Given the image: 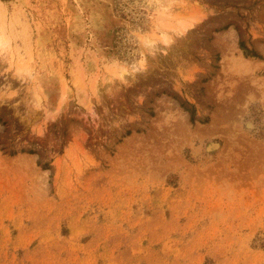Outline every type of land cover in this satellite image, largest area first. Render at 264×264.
<instances>
[{
  "label": "rangeland",
  "instance_id": "374dc122",
  "mask_svg": "<svg viewBox=\"0 0 264 264\" xmlns=\"http://www.w3.org/2000/svg\"><path fill=\"white\" fill-rule=\"evenodd\" d=\"M164 5L0 0V264H264V0Z\"/></svg>",
  "mask_w": 264,
  "mask_h": 264
},
{
  "label": "bare ground",
  "instance_id": "6f19581e",
  "mask_svg": "<svg viewBox=\"0 0 264 264\" xmlns=\"http://www.w3.org/2000/svg\"><path fill=\"white\" fill-rule=\"evenodd\" d=\"M155 1V4L158 6V7H160V8H164L165 7V5H164V3H165V0H154ZM190 26V25H189ZM184 27V26H183ZM185 27H187L188 28V25L187 26H185ZM2 39V38H1ZM165 42H167V41H165ZM4 43V41L3 40H0V47H1V45ZM151 44V43H150ZM150 44H148V47L151 49V50H153L154 48H155V45H150ZM22 70V69H21ZM20 70V71H21Z\"/></svg>",
  "mask_w": 264,
  "mask_h": 264
},
{
  "label": "trees",
  "instance_id": "16d2710c",
  "mask_svg": "<svg viewBox=\"0 0 264 264\" xmlns=\"http://www.w3.org/2000/svg\"><path fill=\"white\" fill-rule=\"evenodd\" d=\"M246 55H248V54H246Z\"/></svg>",
  "mask_w": 264,
  "mask_h": 264
}]
</instances>
